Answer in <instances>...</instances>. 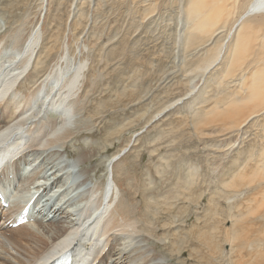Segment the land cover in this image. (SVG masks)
Instances as JSON below:
<instances>
[{
  "label": "bare ground",
  "instance_id": "6f19581e",
  "mask_svg": "<svg viewBox=\"0 0 264 264\" xmlns=\"http://www.w3.org/2000/svg\"><path fill=\"white\" fill-rule=\"evenodd\" d=\"M125 2L143 13L140 20L148 34L154 22L153 12H164L157 27L170 43V46H158L169 65L157 64L155 56L145 61L148 72H155L150 79L153 89L161 88L164 83L166 86L168 82L172 87L166 97L171 102L146 127L154 128L156 120L183 104L194 120L185 125L188 133L199 135V140L214 139L230 151L234 146L224 144L226 138L230 137L233 142L231 136L253 131L251 134L264 143V0ZM95 3L98 0H0V154L12 149L20 155L12 165L14 180L7 185L19 184L9 199L10 206L17 212L32 191L40 192L44 208L52 202L49 211L55 218L49 223L36 220L26 227L0 229V264H45L63 250L73 253L74 264H173L148 244L149 235L154 234L150 229H158L156 221L147 222L143 225L146 229L139 230V221L131 218L129 205L124 203L127 199L117 164L128 153L130 144L108 158H96L97 163L90 168L85 166L92 148L75 154L78 145L75 138L88 126L78 110L91 70L82 59V52L96 40L101 42L98 46L101 54L107 50L104 54L108 61L117 56L130 64L140 63L137 59L147 54V43H141L138 28L129 27L124 31L121 21L104 22L109 5L100 11L93 8ZM73 38L75 51L67 45L61 50L64 40L71 42ZM118 44L120 50L115 48ZM51 54L58 55L54 58ZM116 98L108 102V109L103 108L102 101L104 106L95 111L97 117L114 110V104L119 105V109L128 106L127 102H122L123 97ZM213 103H217V107H209ZM195 105L197 108L193 109ZM192 110L196 111L192 113ZM261 120L263 124L256 125ZM180 131L181 135L170 138L169 144L183 139L184 132ZM81 143L90 144L89 140H81ZM205 148L212 152L215 149ZM221 150L225 154L224 147ZM218 153L214 151L213 155ZM242 166L228 184L234 192L232 197L245 191L254 192L259 186L264 191V145L257 158L248 151L245 166ZM100 168L101 181L95 175ZM7 170H0V181H6ZM182 179L187 185L186 177ZM250 196L248 198H253ZM164 207L170 209L171 214L176 204L166 202ZM155 214L159 220V213ZM229 216L233 225L230 240H225L228 256L219 260L224 241L214 243L211 234L201 229L194 233L199 240L196 244L202 249V252H193L194 262L264 264V193L259 202L253 201V206L248 205L237 216ZM176 231L174 228L173 232ZM169 245L174 251L182 252V248H176V242L170 241Z\"/></svg>",
  "mask_w": 264,
  "mask_h": 264
},
{
  "label": "rangeland",
  "instance_id": "374dc122",
  "mask_svg": "<svg viewBox=\"0 0 264 264\" xmlns=\"http://www.w3.org/2000/svg\"><path fill=\"white\" fill-rule=\"evenodd\" d=\"M111 1L98 0V3H95L93 8H98L101 11L102 8L109 5L106 7L107 10L105 8L106 16L104 14L103 17V14H101L104 22L108 20V22L121 21V27L124 31L130 29L129 27H131V30L138 28V38L141 43H147L145 44L147 48L145 52L147 54L146 56H143V54L140 59H137L141 61L140 63L135 61L134 64H130L126 59H117V56H115L116 59L112 60L113 62L108 61L109 58H106L104 54L107 50L101 54L98 49L101 42L99 43L96 40L87 47L86 51L82 52V59L87 61L91 70L90 82H85L86 94L81 99L82 104L78 110L88 126H86L85 132L75 138L78 141L75 154L89 147L92 148L90 158L85 166L90 168L97 163L96 158L98 160L108 158L113 153H116L117 150L119 151L122 147L130 144L128 153L117 164V169L121 176L120 180L125 188V190L123 189V195L127 199V202L124 203L129 205L131 218L139 221V230L144 229L145 226L143 225L147 222L156 221L158 229H150L154 234L149 235L148 238V244L154 247L155 253L170 259V263L173 264H196L192 259V254L193 252L196 253V251L202 252V249L196 244L198 237L194 233H198L203 229L202 231H207L211 234L214 243L224 241L219 260L223 257L226 258L229 253V247L225 246V240H230L229 233L233 225V220L229 215L234 214L237 216L248 205L249 207L253 206V201L257 200L259 202V197L264 193L262 186H259L254 192L245 191V193L242 192L236 197H232L234 192L229 189L230 186L228 184L233 180L232 177L240 169L241 165L245 166L247 152L250 151L254 158H257L264 143H261L257 135L251 134L253 131L248 132L250 135L246 133L239 137V134L233 135L234 137L231 136L232 140L234 139V143L230 137L226 138L224 144L234 146L232 147L233 150L230 151L223 144L214 142V139H209V142L199 140L201 138L199 135H190L188 133L185 125L189 121L193 122L194 120L186 113L188 107L183 106V104H180L177 108L170 109L164 117L156 120L153 123L154 128H151V125L146 127L151 119L171 102L166 99L169 96L168 93L170 94L169 90L172 88L171 82H168L166 86H164L165 83L162 84L161 88H156L155 86L153 89L154 85L150 79H153L155 72H148L147 63L155 56V61L158 60L157 64L169 65L165 63L163 55L158 51L161 50L158 48L162 46H170V43L166 42L164 35L160 34L163 32L159 31L160 29L157 27L160 17L162 15L165 16V14L164 12L160 14L159 10L153 12L151 17L156 23L153 22L152 24L151 32L154 33L152 35L151 32L148 34L145 31V26L143 28V21L140 20L143 13L141 14L134 5H127L125 0H119V3L117 2L118 0H114L115 4L113 0ZM110 4L113 10L110 8ZM112 6L116 7V10ZM120 12H123V16ZM137 14L139 15L137 16ZM108 15H111L109 16L110 19ZM131 21L132 23H130ZM138 23H140V26ZM160 27L162 28V24ZM147 34L148 39L145 38ZM152 39L154 42L151 41ZM73 40L74 38L71 42H68L65 39L61 45V50L63 45H67L71 51H75L73 49ZM45 41L50 40L45 38ZM84 41L88 42L86 39ZM115 48L120 50L121 47L118 44ZM57 55L51 54L54 58ZM120 59H123V62ZM50 62L47 60V63ZM133 69L134 73H132ZM137 79L139 80L137 81ZM149 80L151 81L150 83ZM161 89H165L166 91L163 90L165 93ZM132 92L137 94H129ZM81 93L83 94L84 92ZM116 97H123L124 100L122 102H127L128 106L119 109L120 106L114 104V110L107 111L105 115L97 117L95 114L97 108L105 105L103 108L108 109V102L117 100ZM102 101L104 105H102ZM209 107H217V103H213ZM196 108L197 106L195 105L193 109ZM194 111L192 110V113ZM258 122H256V125L263 124L262 120ZM181 129L184 132L183 139L173 140L174 143L169 144L170 138L175 135H181ZM135 134L136 136L131 140ZM254 135L255 137H253ZM81 140L82 142L89 140L90 144H82ZM230 141L232 143H229ZM206 143L208 144L206 145ZM215 143L220 148L214 147ZM208 146L215 148V153L217 151L221 153L213 155L214 151L212 152L211 149L207 150L205 148ZM223 147L225 154L223 150L220 151ZM68 156L72 157L73 155L68 154ZM222 156L223 158H221ZM101 171L102 169L100 168L95 174L99 181L103 179L100 175ZM184 176L186 177L187 185L183 183L184 180L182 178H185ZM180 181L181 183L179 184L178 182ZM254 186L255 184L251 185L252 188ZM257 191H260L261 194L257 193ZM250 194L253 198H248ZM189 196V200L185 201V198ZM245 197H247L246 200ZM166 202H170L172 205L176 204L173 213L170 214V209H165L164 204ZM145 211H147V214H144ZM156 212L159 213V220H157ZM208 212H210L209 216L207 215ZM171 221H174V226L171 225ZM174 228H176V232H173ZM170 241L176 242V248H182V252L179 253V249L174 251L175 248L169 245Z\"/></svg>",
  "mask_w": 264,
  "mask_h": 264
}]
</instances>
